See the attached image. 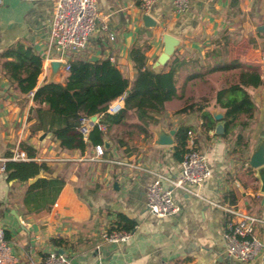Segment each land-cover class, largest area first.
I'll return each instance as SVG.
<instances>
[{"label":"crops","instance_id":"obj_1","mask_svg":"<svg viewBox=\"0 0 264 264\" xmlns=\"http://www.w3.org/2000/svg\"><path fill=\"white\" fill-rule=\"evenodd\" d=\"M54 3L55 0H0V54L18 44L32 47L43 59L38 87L49 82L63 84L68 76L64 72L67 58L50 47ZM97 5L114 40L99 30L86 52L70 54L68 59H109L130 82L123 95L130 97L123 110L126 117L110 130L105 128L101 144L105 155L99 161H93L91 143L85 151L63 150L51 133L33 134L37 129L35 120H29L31 110L37 107L33 94H21L11 84L0 59V131L6 127L12 138L16 125H20L18 147L0 160L11 162L12 155L25 143L36 149L37 155L28 161L12 162L35 161L49 168L48 173L41 172L28 184L7 183L6 175H0L7 205L12 187L24 189L19 202L21 211L11 212L4 219L7 223L2 220L17 264L42 262L53 250L68 255L72 264H264V250L251 263L228 255L224 236L231 216L223 209L235 208L264 221L260 175L264 166L254 169L250 165L264 142V124L254 143L242 148V131L249 126L237 128L227 137L217 134L219 125L225 131V111L217 106L216 98L209 109L191 103L201 106L202 112L178 113L184 108L186 86L206 77L240 72L206 73L218 61L257 65L264 80V0H189L182 14L176 11L173 0L157 2L149 13L142 11L140 0H97ZM167 37L175 41L173 53L167 65L156 67L166 49ZM54 63L61 64L57 74L53 72ZM176 65L178 94L167 106L171 109L168 117H172V111L179 110L178 115L159 122L149 112L152 118L141 122L137 112L130 111L146 99L147 88L140 83L151 75L168 73ZM197 74L201 76L190 78ZM248 92L257 107L250 122L264 123V86L249 88ZM128 112L136 133L122 130ZM204 113H210L212 121L205 119ZM214 113L223 114L224 119L215 120ZM151 122L153 126L148 129ZM181 126L195 133V147L205 155L212 175L196 191L198 195L174 189L179 212L158 218L148 210V189L158 177L172 178L182 170L183 160L175 157V135ZM171 131H175L173 145H159L161 137ZM188 148L187 135L185 153ZM45 177H60L65 185L49 211L31 213L24 205L26 191ZM0 218L3 219L1 214ZM125 226L133 228L126 230ZM119 230L131 232L132 238L117 244L103 239L105 233ZM255 236L264 243V225L255 226ZM71 246L79 247L80 252L73 253Z\"/></svg>","mask_w":264,"mask_h":264},{"label":"trees","instance_id":"obj_2","mask_svg":"<svg viewBox=\"0 0 264 264\" xmlns=\"http://www.w3.org/2000/svg\"><path fill=\"white\" fill-rule=\"evenodd\" d=\"M4 75L21 94H33L32 99L37 106L31 110V118L35 120L33 131L51 133L54 139L60 143L63 150L85 151L87 145L79 133L80 120L83 116H95L106 112L107 106L123 96L130 87V82L109 59H101L95 62L73 61L70 72L62 83L49 82L38 87V79L42 74L43 59L32 48L18 44L5 49L0 54ZM180 63V62H179ZM167 65V64H166ZM178 65V62H177ZM175 68L168 73L158 76V88L172 100L177 97V80ZM240 70L237 82L219 90L216 94V104L225 111V133L227 137L237 128L244 129L253 119L257 107L252 100L249 88L264 86L260 67L253 64H243L239 60L230 62L218 61L214 66L208 67L206 73L218 71ZM201 75H193L197 78ZM126 101V100H125ZM153 103L142 99L136 108L137 116L141 122L152 118L147 107ZM203 108L198 104L185 106L178 113L192 114L202 112ZM126 117V111L118 115L105 114L102 124L106 131L112 126L121 124ZM203 117L212 121L210 113H204ZM106 131L96 128L90 136L92 146L103 144ZM188 129L181 126L176 135L175 157L182 161L187 146ZM22 150L26 151L30 158L37 155L36 149L22 143ZM10 155V154H9ZM7 155V156H9ZM48 173L46 164L29 162H7L4 175L6 182L16 181L28 184L30 179L38 175ZM65 185L60 177H45L38 179L28 186L24 198V205L31 213L49 211ZM127 222V221H126ZM133 226H125L131 230ZM58 244L57 241H54Z\"/></svg>","mask_w":264,"mask_h":264},{"label":"built area","instance_id":"obj_3","mask_svg":"<svg viewBox=\"0 0 264 264\" xmlns=\"http://www.w3.org/2000/svg\"><path fill=\"white\" fill-rule=\"evenodd\" d=\"M141 9L149 13L153 6L161 0H140ZM176 11L184 13L189 0H173ZM108 35L114 40L115 35L109 31L108 25L101 20L97 0H55L54 12L50 27V47L57 50L67 59L64 61V72L68 74L71 68L70 54H82L90 46L91 39L97 31ZM69 58V59H68ZM125 109V97L121 96L111 102L106 112L95 116H83L80 120L79 133L86 145L90 143L91 133L98 128L105 130L102 119L105 114L114 116ZM95 117V119H94ZM188 145L182 161V170L172 178L158 177L148 189L147 207L149 212L158 218H165L179 212L173 199V190L181 189L186 193H196L212 173L207 166L205 155L196 149L194 143L195 133L189 130ZM95 157L99 161L105 155V147L101 144L94 146ZM12 161H28L29 155L24 150L15 152L10 158ZM0 166V174L5 171V163ZM231 217L227 222L225 231L226 250L230 257L242 263H251L260 257L264 250V243L255 236V226L264 221L240 212L235 208H223ZM132 238L129 231L119 230L105 233L103 239L112 244L127 243ZM31 264H72L65 253L53 250L47 254L42 262L31 261ZM0 264H17L11 247L7 241L6 228L0 218Z\"/></svg>","mask_w":264,"mask_h":264},{"label":"rangeland","instance_id":"obj_4","mask_svg":"<svg viewBox=\"0 0 264 264\" xmlns=\"http://www.w3.org/2000/svg\"><path fill=\"white\" fill-rule=\"evenodd\" d=\"M231 56L234 57L235 55L232 53ZM159 67H163V66H159ZM158 76L160 75L159 74L156 76L151 75L149 76L148 80H146L145 82H141L140 84H143V86L145 85V87L147 88L145 97L147 100L153 103V106L147 107L148 111L153 115L154 119L160 122L161 120H166V119L171 120L172 117L178 115L177 112L179 110L175 112L172 111L171 112L172 117H168L169 116L168 112L171 109L167 105L173 99L172 100L168 99V97L164 95L158 88V80H157ZM236 82H237V75L233 73L217 75L214 76V78H210V79L206 77L204 80L193 82L192 84L186 86V89L184 91L185 97L182 101L183 107H185L187 104L198 103L202 107H206L208 109L212 108L213 107L212 102L214 98H216L217 90L220 87H224L225 85L230 86ZM181 85H183V78L181 80ZM125 100L126 102H130V97L128 94L126 95ZM127 107H130V105ZM136 108L137 107H134L130 111L136 112ZM131 119H132V114L128 112V116L126 119L127 122H125L124 124L125 126L122 128V130L124 132L133 131L134 133H136V131L138 132V130L136 128H133V126H131L132 124H130L129 122L131 121ZM151 123L152 124L148 126V129H150L153 126V122ZM248 123H249L248 124L249 129L247 128L242 131L244 133V138H242L243 140L240 142L242 148L243 147L249 148V146L254 143L257 136L259 135L260 127L261 126L263 127L262 124H264L262 122L261 124H258V122L252 123L250 121ZM169 126H172V124H169ZM19 128L20 125H16L15 134L14 137L12 138H9L10 134L7 132L6 127H4L0 131V158L3 159V157L6 156L7 152H9L11 149H15L16 147H18L17 143L19 142V136L17 132ZM26 128H28V126ZM2 132H5L4 136H2L1 134ZM167 135L170 136V132H168ZM1 164L2 161L0 160V166ZM2 174L3 173H1L0 175ZM2 181H3V177H0V214L2 215L3 218L2 220H4L5 218H7V216H10L11 212L21 211L19 202L21 200V196L23 195L24 189L23 188L16 189V187H12L11 192H9L10 201L9 204L7 205L2 196ZM4 221L5 223H7L6 220ZM71 250L73 251V253L80 252V249L77 246H71ZM66 256L70 259L68 255Z\"/></svg>","mask_w":264,"mask_h":264},{"label":"water","instance_id":"obj_5","mask_svg":"<svg viewBox=\"0 0 264 264\" xmlns=\"http://www.w3.org/2000/svg\"><path fill=\"white\" fill-rule=\"evenodd\" d=\"M174 42L175 41L173 39H170L168 37L166 38V49H165L164 53L160 56L158 61L156 62V64H155L156 67L165 66L166 63L169 61V59L173 53ZM60 66H61V64H59V63L53 64L54 74H57ZM214 118L217 121H221L224 119V115L221 113H218V114L214 113ZM94 119H95V117H94ZM216 132H217V134L223 135L225 133L223 125H219L217 127ZM174 135H175V131H171L170 136L167 134L162 136L158 144L162 145V146L173 145L174 140L172 137ZM250 165L254 169H260L264 166V142L259 146L256 153L251 158ZM260 175H261V181H262V189L261 190L264 193V173H263V170L260 171Z\"/></svg>","mask_w":264,"mask_h":264}]
</instances>
